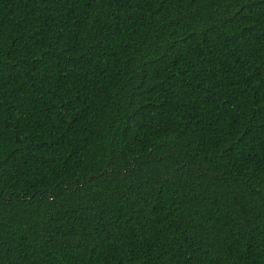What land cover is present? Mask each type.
Wrapping results in <instances>:
<instances>
[{
  "label": "trees",
  "instance_id": "trees-1",
  "mask_svg": "<svg viewBox=\"0 0 264 264\" xmlns=\"http://www.w3.org/2000/svg\"><path fill=\"white\" fill-rule=\"evenodd\" d=\"M0 264H264V0H0Z\"/></svg>",
  "mask_w": 264,
  "mask_h": 264
}]
</instances>
